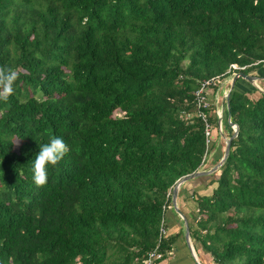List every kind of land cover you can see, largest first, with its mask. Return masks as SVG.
Instances as JSON below:
<instances>
[{
	"label": "trees",
	"instance_id": "trees-1",
	"mask_svg": "<svg viewBox=\"0 0 264 264\" xmlns=\"http://www.w3.org/2000/svg\"><path fill=\"white\" fill-rule=\"evenodd\" d=\"M0 67L18 74L0 101V264H146L170 191L217 146L194 92L264 79V0H0ZM229 100L238 134L196 178L217 186L194 194L190 236L215 264H264V90L238 77ZM52 135L68 152L37 186Z\"/></svg>",
	"mask_w": 264,
	"mask_h": 264
},
{
	"label": "crops",
	"instance_id": "crops-1",
	"mask_svg": "<svg viewBox=\"0 0 264 264\" xmlns=\"http://www.w3.org/2000/svg\"><path fill=\"white\" fill-rule=\"evenodd\" d=\"M233 81V80H232ZM232 87V84H231ZM224 88L220 90V93H222ZM231 90V88H230ZM219 108H223L224 116L225 112L227 111V105L225 107V101H222L220 103ZM218 107V104L216 105L215 109ZM214 110V109H213ZM223 116V117H224ZM228 120V117H227ZM222 126L223 125V120ZM225 130L226 127L224 126ZM228 131V130H227ZM228 132H231L230 130ZM231 134V133H230ZM218 141L216 142V144ZM217 146L213 151L209 152V156L207 158V161L205 162L203 168L209 164V162H214L213 166L217 165L218 155H220L221 151L216 150ZM212 152V153H211ZM213 155V158L211 159V156ZM201 168V169H203ZM215 168V167H214ZM206 169V170H211ZM204 170V169H203ZM209 176V175H207ZM203 177V176H201ZM206 183V185H205ZM206 178L203 179H192L191 181H187L186 183H183L178 190V195L176 199V204L179 210L181 211V214L177 213L174 208L173 203V193H172V204L169 206L167 211V219H169V234L170 236H177L176 241L173 243L172 248L165 254V259L163 260V264H215L213 262L212 256L209 253H206L203 251L202 247H200L199 244L195 243V241L191 238V243L193 246V249H190L187 242V236H186V226H185V219H187L189 222H194V218L197 214V202L195 201L196 198H194V194L198 193L200 196L204 195H211L213 193L214 188L217 186V184L207 185ZM203 186V187H202ZM198 190V191H197ZM196 203V208L193 209V206L191 204V201ZM183 214V216H182ZM198 245V246H197ZM196 257H195V254Z\"/></svg>",
	"mask_w": 264,
	"mask_h": 264
},
{
	"label": "clouds",
	"instance_id": "clouds-1",
	"mask_svg": "<svg viewBox=\"0 0 264 264\" xmlns=\"http://www.w3.org/2000/svg\"><path fill=\"white\" fill-rule=\"evenodd\" d=\"M17 72L8 67H0V101H7L14 91ZM30 159L32 180L37 185H43L48 178V167L56 165L68 152V145L61 136H49L46 143H39Z\"/></svg>",
	"mask_w": 264,
	"mask_h": 264
},
{
	"label": "rangeland",
	"instance_id": "rangeland-1",
	"mask_svg": "<svg viewBox=\"0 0 264 264\" xmlns=\"http://www.w3.org/2000/svg\"><path fill=\"white\" fill-rule=\"evenodd\" d=\"M236 74H238V73H234L233 75H228L225 78H220V84H219V88L218 89L209 88V91H208L209 101L211 102V104L212 103L215 104V105L218 104V107L216 109L212 110L211 114L216 113L219 116V112H221L222 116H224V113H223V111H224L223 108L224 107L223 108H219L221 106L220 103L222 101H225V95L229 93L233 77ZM255 86L260 91L264 90V79H260V78L257 79L255 81ZM222 88H224V90H223L222 93H220V90ZM259 95H260L259 91H257L255 93L251 94V97L256 98ZM225 107H226V101H225ZM120 115H121L120 111H117V113H115V116H117V117L120 116ZM230 133H232V132H228L227 130H225L224 126H221L220 120L218 121L217 124L216 123H214V124L212 123V125H211V139L214 140L213 139V135H216L215 140L218 141L216 150L221 151V152L225 151V149L227 147V144H228V141H229L230 136H231ZM19 146H20V141L15 139V150H18ZM212 158H213V155L211 156V159ZM214 163H215V161L212 162V164H211V162H209V164L206 166V169L214 168V167H216L218 165L217 164V165L213 166ZM217 163H219V162H217ZM203 169L206 170L205 167ZM203 169L200 168V170H203ZM190 201H191V204L193 206V209H195L196 208V206H195L196 203L193 202L192 200H190Z\"/></svg>",
	"mask_w": 264,
	"mask_h": 264
},
{
	"label": "built area",
	"instance_id": "built-area-1",
	"mask_svg": "<svg viewBox=\"0 0 264 264\" xmlns=\"http://www.w3.org/2000/svg\"><path fill=\"white\" fill-rule=\"evenodd\" d=\"M232 67L234 69H240V68H244V67H239L238 65H232ZM220 84V77H214L211 78L209 80H205L201 86L194 92L196 101H197V108H198V113L199 116H201L205 122H206V136H207V143L210 144L211 142V124L208 122V118H207V114L205 113V111H203V109H208L211 107V102L209 101V88H216L217 86H219ZM230 94V91L228 94L225 95V101L226 99H228V95ZM219 119L221 122V126H222V113L219 112ZM232 130L233 132L236 130V126L234 124H231ZM172 192V190L170 191V193ZM169 234V229H168V222L165 219V217L162 219L161 222V228H160V235H159V242L156 246V248H154L153 250H151L146 259H145V263L146 264H163V260L165 259V253L162 252L160 250V244L162 242V240L167 237Z\"/></svg>",
	"mask_w": 264,
	"mask_h": 264
},
{
	"label": "water",
	"instance_id": "water-1",
	"mask_svg": "<svg viewBox=\"0 0 264 264\" xmlns=\"http://www.w3.org/2000/svg\"><path fill=\"white\" fill-rule=\"evenodd\" d=\"M238 77H242V78H245L246 80H248L249 82L253 83L255 85V81L258 79L256 76H253V75H250V74H245L243 72L241 73H238L236 74L234 77H233V81H232V87L236 81V79ZM231 87V89H232ZM231 91V90H230ZM230 95V94H229ZM229 95H228V99H226V105H227V111H228V120L230 122V124H234L236 126V130L234 131L233 135L230 137L229 141H228V144H227V147L225 149V153H224V156L222 157V159L220 160V162L218 163V165L211 169V170H198L196 172H193L191 174H188L186 176H184L183 178H181L176 186L174 187L173 189V203H174V208H175V211L179 214H181V211L179 210V208L177 207V204H176V199H177V195H178V190H179V187L183 184V183H186L187 181L189 180H192V179H196V178H199L201 176H207V175H211L213 174L214 172H216L226 161L229 153H230V149H231V141L232 139H234L237 134H238V125L236 123H232L231 121V113H230V100H229ZM183 216V214H182ZM184 220H185V226H186V236H187V242H188V246L190 247V249H193V246H192V243H191V238H190V230H189V223L187 221V219H185V217L183 216ZM194 252V250H193ZM195 254V252H194ZM195 257H196V254H195Z\"/></svg>",
	"mask_w": 264,
	"mask_h": 264
}]
</instances>
